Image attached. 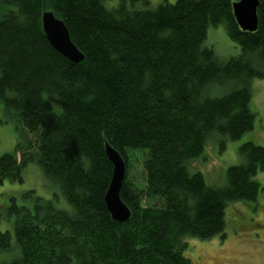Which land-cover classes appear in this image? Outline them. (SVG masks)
I'll use <instances>...</instances> for the list:
<instances>
[{
    "label": "trees",
    "instance_id": "1",
    "mask_svg": "<svg viewBox=\"0 0 264 264\" xmlns=\"http://www.w3.org/2000/svg\"><path fill=\"white\" fill-rule=\"evenodd\" d=\"M235 1L0 0V105L17 124L14 152L0 157V186L21 183L22 170L37 164L68 205L34 192L25 206L13 201L0 253L15 258L0 264H192L189 239L224 238L228 205L258 202L263 146L244 142L222 187L188 167L215 137L237 141L257 127L264 0L253 33L239 28ZM44 11L65 23L82 63L48 43ZM221 25L241 49L226 62L208 44L209 29ZM107 144L125 161V224L105 203ZM134 152L144 157L138 183L128 177Z\"/></svg>",
    "mask_w": 264,
    "mask_h": 264
},
{
    "label": "rangeland",
    "instance_id": "2",
    "mask_svg": "<svg viewBox=\"0 0 264 264\" xmlns=\"http://www.w3.org/2000/svg\"><path fill=\"white\" fill-rule=\"evenodd\" d=\"M118 5L122 0H114ZM131 2L132 0H125ZM151 8H157L163 0H148ZM174 2L175 0H168ZM138 8V7H137ZM208 44L212 45L218 57L226 62L241 53L239 45L231 42L224 25L211 27L208 31ZM253 98L251 105L257 114V127L237 141L215 137L209 141L201 157L188 163L191 173H201L210 187H222L226 182V172L230 167L240 163L239 148L247 141H252L264 147V79L252 82ZM260 123V126H259ZM16 120L5 112L0 105V157L14 152L17 143ZM20 160V154H17ZM141 153H131L128 177L130 181L138 183L142 180ZM23 181H4L0 186V228L3 232L7 228V209L13 201L18 206H25L32 199L26 194L34 192V197L54 200L61 199L59 209H66L68 205L60 194L57 186L49 183L37 164H30L22 170ZM264 187V171L254 178ZM228 228L226 236H216L211 240L202 241L189 239V249L186 257L192 264H264V192L257 203L233 202L227 207ZM232 228V229H231ZM15 256L12 252L0 253V263L10 262Z\"/></svg>",
    "mask_w": 264,
    "mask_h": 264
},
{
    "label": "water",
    "instance_id": "3",
    "mask_svg": "<svg viewBox=\"0 0 264 264\" xmlns=\"http://www.w3.org/2000/svg\"><path fill=\"white\" fill-rule=\"evenodd\" d=\"M259 5L260 0H238L233 3L236 22L243 32L257 31ZM41 23L44 35L55 51L75 64H80L85 60V56L72 41L63 21L57 19L52 12L44 11ZM105 152L113 166L112 180L105 195L106 207L114 222L125 224L131 218V211L120 196L126 173L125 161L120 153L109 144L106 145Z\"/></svg>",
    "mask_w": 264,
    "mask_h": 264
}]
</instances>
